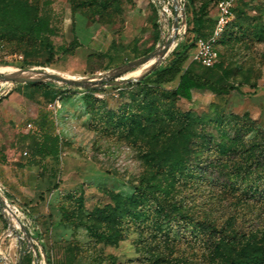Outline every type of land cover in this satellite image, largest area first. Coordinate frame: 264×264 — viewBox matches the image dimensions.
I'll use <instances>...</instances> for the list:
<instances>
[{
  "label": "rangeland",
  "instance_id": "1",
  "mask_svg": "<svg viewBox=\"0 0 264 264\" xmlns=\"http://www.w3.org/2000/svg\"><path fill=\"white\" fill-rule=\"evenodd\" d=\"M8 1L0 0V75L25 70L32 78L40 77L37 71H47L99 79L119 69L126 57L132 61L148 56L134 58V45L154 52L174 38L166 53L169 60L173 51L196 43L192 24L188 30L183 23L174 30L172 0H167L172 8L167 22L159 20L153 0H48L57 35L23 29L22 20L8 14ZM23 1L38 10L45 0ZM187 11L191 19V8ZM215 11L216 5L213 15ZM219 50L220 60L238 67L234 83L239 89L229 94L195 89L190 101L170 99L176 80L157 90L167 97L163 107L190 112L191 121L205 125L206 132L220 140L235 133L228 130L229 125L243 128L241 121H256L247 138H264V0H235L234 17ZM51 51L55 56L48 62ZM194 51L190 49V59ZM147 71L146 64L109 80H136ZM115 86L91 89L49 80H0V264L20 260L22 264L26 256L32 264H63L68 242L75 247L73 264L229 260L227 250L205 246L207 235L194 242L180 227L175 244L170 230L160 236L145 224L134 196L135 187L151 170L138 140L127 137L123 125L109 121L105 114L143 97L144 88ZM224 127L228 133L221 131ZM45 132L60 137V153L35 158L29 143ZM207 178L199 189L178 186L179 199L194 206L199 219L205 210L210 211L218 229L228 222L230 228L254 231L257 241L264 240V198L257 201L246 199L240 191L226 193L224 174L211 173ZM152 213L158 220L157 212Z\"/></svg>",
  "mask_w": 264,
  "mask_h": 264
},
{
  "label": "trees",
  "instance_id": "2",
  "mask_svg": "<svg viewBox=\"0 0 264 264\" xmlns=\"http://www.w3.org/2000/svg\"><path fill=\"white\" fill-rule=\"evenodd\" d=\"M218 1L186 0V4L182 3L183 16L179 15L178 25L183 23V28L188 30L192 24L190 31L196 34V39L207 37L215 25L212 9ZM50 5L51 2L45 0L42 8L35 10L26 1L9 0L6 10L12 17L22 20L25 30L37 35H57ZM188 8H191V19ZM155 26L156 29L159 27L158 22ZM195 46L196 43L173 51L169 60L164 55L151 71L136 80L130 79L125 85L144 88L143 97L124 103L118 111L105 110V114L109 121L123 125L127 137L138 140L144 153L143 159L151 170L135 187L134 196L140 212L145 215L147 226L158 230L160 236H165L170 230L175 244L180 240L177 231L180 227L186 228L194 242L202 241L203 236L207 235V248L225 249L230 253L227 262L217 264H264V240L257 241L254 231L240 233L230 228L228 222L218 229L216 218L210 211L205 210L199 219L196 208L187 206L176 193L181 185L199 189L208 180L209 174L217 173L225 175L222 189L226 193L240 191L246 199L257 201L264 198V138H247L246 133L254 129L256 121H241L243 128L229 125L228 130L235 133L220 140L208 134L205 125L199 126L196 121H191L190 112L162 105L167 97L157 90L176 80V87L168 94L170 99L184 98L190 101L195 89L209 90L215 94H229L239 89L234 83L238 71L236 65L220 60V50L219 60L212 66L190 59L189 51ZM152 50H140L136 45L132 48L134 58L148 55ZM54 56L55 52L51 51L48 62ZM129 61L131 59L126 57L122 65ZM165 61L167 64L163 65ZM224 129L221 131L228 133ZM59 141L58 135L45 132L41 138L32 137L29 149L35 158L56 157L60 153ZM153 211L157 212L158 220L153 218ZM166 220L171 222L166 223ZM233 251L239 253L238 257L233 255ZM74 261L75 247L68 242L64 247L62 263L73 264ZM22 264H32L31 257H24Z\"/></svg>",
  "mask_w": 264,
  "mask_h": 264
},
{
  "label": "water",
  "instance_id": "3",
  "mask_svg": "<svg viewBox=\"0 0 264 264\" xmlns=\"http://www.w3.org/2000/svg\"><path fill=\"white\" fill-rule=\"evenodd\" d=\"M183 16V10H182V15ZM178 19L179 16L176 14L175 15V20H174V30L177 32L179 25H178ZM174 42V38H172L167 45L163 47V49H157L154 52H150L148 56L138 58L132 61H129L127 64L122 65L119 69H116L115 71H112L111 74L106 75L102 78L99 79H75V78H69V77H64L61 75H57L54 73H49L47 71H37L41 73L40 77H35L32 78L30 76H27L24 71H17L14 73H9V74H2L0 75V80L6 81V82H18V81H57L61 83H65L69 86H78L81 88H91V87H96L100 85H105V84H111V85H119V84H124L127 83L130 78L129 77H123L121 79L117 80H112L110 81L109 79L114 78L120 74H125L128 73L135 68H138L142 65H148V71H151L153 67H155L162 59L164 55L169 51L171 43ZM25 233L27 234V237L30 238V234L27 231V229L24 228ZM19 264H21V260L19 261Z\"/></svg>",
  "mask_w": 264,
  "mask_h": 264
},
{
  "label": "built area",
  "instance_id": "4",
  "mask_svg": "<svg viewBox=\"0 0 264 264\" xmlns=\"http://www.w3.org/2000/svg\"><path fill=\"white\" fill-rule=\"evenodd\" d=\"M159 7V20L167 22L172 14V8L167 0H153ZM178 16L182 15V3L180 0H172ZM235 0H219L215 11V25L213 31L207 37L196 39L195 51L192 59L204 65L212 66L219 60V42L225 30L234 17ZM180 15V16H181ZM27 154V152H24Z\"/></svg>",
  "mask_w": 264,
  "mask_h": 264
}]
</instances>
